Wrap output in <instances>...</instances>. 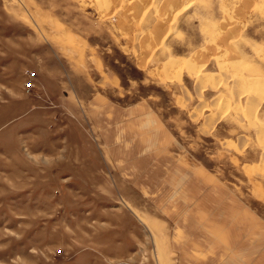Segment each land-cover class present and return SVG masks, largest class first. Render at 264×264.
I'll use <instances>...</instances> for the list:
<instances>
[{
	"label": "rangeland",
	"instance_id": "obj_1",
	"mask_svg": "<svg viewBox=\"0 0 264 264\" xmlns=\"http://www.w3.org/2000/svg\"><path fill=\"white\" fill-rule=\"evenodd\" d=\"M0 264H264V0H0Z\"/></svg>",
	"mask_w": 264,
	"mask_h": 264
},
{
	"label": "bare ground",
	"instance_id": "obj_2",
	"mask_svg": "<svg viewBox=\"0 0 264 264\" xmlns=\"http://www.w3.org/2000/svg\"><path fill=\"white\" fill-rule=\"evenodd\" d=\"M107 1H108V0H107ZM139 1H140V0H139ZM167 1H170V0H167ZM135 2H137V1H135ZM108 4H109V3H108ZM108 4H107V5H108ZM139 4H140V3H139ZM145 4H146V3H145ZM148 4H149V3H148ZM148 4H147V5H148ZM167 5H168V4H167ZM136 6L138 7V5H136ZM161 8H162V7H161ZM168 10H169V9H168ZM144 11H145V10H144ZM127 13H128V12H127ZM162 14H163V13H162ZM165 16H166V15H165ZM173 16H174V15H173ZM159 18H160V17H159ZM164 20H165V19H164ZM166 34H167V32H166ZM149 35H150V34H149ZM221 36H222V35H221ZM164 37H165V34H164ZM214 41H215V40H214ZM171 61H172V60H171Z\"/></svg>",
	"mask_w": 264,
	"mask_h": 264
}]
</instances>
